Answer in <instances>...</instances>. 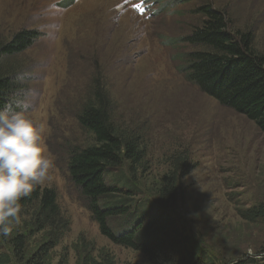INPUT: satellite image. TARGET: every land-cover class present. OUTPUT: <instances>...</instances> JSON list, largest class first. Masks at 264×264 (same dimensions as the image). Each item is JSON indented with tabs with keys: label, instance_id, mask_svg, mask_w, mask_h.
I'll return each instance as SVG.
<instances>
[{
	"label": "rangeland",
	"instance_id": "374dc122",
	"mask_svg": "<svg viewBox=\"0 0 264 264\" xmlns=\"http://www.w3.org/2000/svg\"><path fill=\"white\" fill-rule=\"evenodd\" d=\"M134 1L0 0V42L20 29L39 32L5 65L22 86L12 107L47 125L44 149L55 167L39 186L56 191L70 219L48 262L62 264L66 257L65 264H81L87 251L103 262L152 264L101 235L68 175L71 150L91 142L76 116L95 82L113 103L115 124L142 137L144 175L116 171L139 184L136 195L154 201L153 182L188 169L166 211L187 221L216 264L257 258L264 251V224L249 223L238 211L264 203V132L188 80L184 54L195 47L181 39L201 21L196 8L208 3L237 29L253 30L254 48L264 54V0H148V18L132 10Z\"/></svg>",
	"mask_w": 264,
	"mask_h": 264
},
{
	"label": "trees",
	"instance_id": "16d2710c",
	"mask_svg": "<svg viewBox=\"0 0 264 264\" xmlns=\"http://www.w3.org/2000/svg\"><path fill=\"white\" fill-rule=\"evenodd\" d=\"M196 12L202 17L200 23L181 39L195 47L184 54L182 70L201 91L264 132V54L254 48V31L237 29L225 11L208 3ZM38 37L36 30L20 29L0 42V108L22 89L20 76L5 63L30 48ZM94 84L76 116L91 142L71 150L67 171L101 235L142 253L152 264H216L187 221L166 211L176 196L175 185L188 169L178 174V168L171 170L153 182L154 201L136 195L139 184L134 179L144 175L140 171L145 155L142 137L115 124L109 95L98 82ZM123 167L135 178L116 173ZM21 203V228L0 238V264H50L48 257L69 231L70 219L62 215L53 188L37 186ZM238 215L249 223L264 224V203L241 209ZM262 252L257 258L246 256L231 264H264ZM85 256L81 264H114L113 258L103 262L87 251ZM61 262L65 264L66 257Z\"/></svg>",
	"mask_w": 264,
	"mask_h": 264
},
{
	"label": "clouds",
	"instance_id": "9594fccd",
	"mask_svg": "<svg viewBox=\"0 0 264 264\" xmlns=\"http://www.w3.org/2000/svg\"><path fill=\"white\" fill-rule=\"evenodd\" d=\"M46 130L23 107L0 108V238L23 222L21 201L50 179L55 164L45 154Z\"/></svg>",
	"mask_w": 264,
	"mask_h": 264
},
{
	"label": "bare ground",
	"instance_id": "6f19581e",
	"mask_svg": "<svg viewBox=\"0 0 264 264\" xmlns=\"http://www.w3.org/2000/svg\"><path fill=\"white\" fill-rule=\"evenodd\" d=\"M81 6H82V5H81ZM137 16H138V15H137ZM138 17H139V16H138ZM160 75H162V76H163V74H160ZM160 77H161V76H160ZM160 79H161V78H160ZM171 80H172V78H171ZM171 80H170V81H171Z\"/></svg>",
	"mask_w": 264,
	"mask_h": 264
}]
</instances>
